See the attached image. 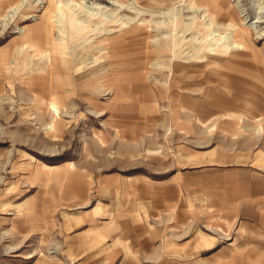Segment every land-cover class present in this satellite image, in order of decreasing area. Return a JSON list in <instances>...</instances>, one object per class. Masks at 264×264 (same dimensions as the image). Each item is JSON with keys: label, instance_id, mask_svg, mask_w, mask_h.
Here are the masks:
<instances>
[{"label": "rangeland", "instance_id": "rangeland-1", "mask_svg": "<svg viewBox=\"0 0 264 264\" xmlns=\"http://www.w3.org/2000/svg\"><path fill=\"white\" fill-rule=\"evenodd\" d=\"M0 264H264V0H0Z\"/></svg>", "mask_w": 264, "mask_h": 264}, {"label": "bare ground", "instance_id": "bare-ground-1", "mask_svg": "<svg viewBox=\"0 0 264 264\" xmlns=\"http://www.w3.org/2000/svg\"><path fill=\"white\" fill-rule=\"evenodd\" d=\"M204 4H206L205 5V7H206V11H207V13L209 14V16L210 17H216V18H220L221 16L223 17V19H226L227 21L228 20H231L232 18H231V15L229 14V13H220V12H218V10H216V8H212L211 7V5L210 4H207L206 3V1H205V3H203V5ZM219 8H220V6H219ZM218 8V9H219ZM221 9V8H220ZM219 13V14H218ZM222 19V18H221ZM230 22H233V23H231L230 24V26L231 27H233V33H234V43L231 45L232 47H235V45L238 47V45L239 44H242V42H243V38H245V36H244V32H246V30L244 29V28H242V26L240 25V22L238 23H234V21L233 20H231ZM110 25H113V26H115V25H120V26H122L121 24H119V21L118 20H115V21H112L111 22V24ZM69 28V27H68ZM150 28V27H149ZM27 31L26 30H21V33H26ZM151 32L152 33H155L154 32V30L151 28ZM24 35V34H23ZM56 35V34H55ZM246 35V34H245ZM154 37V36H153ZM147 39V38H146ZM246 40V39H245ZM154 42V41H153ZM129 45V44H128ZM131 45V44H130ZM144 45V44H143ZM146 45V44H145ZM149 45V44H148ZM55 46V51L53 50V55L54 56H52V55H47V56H45L44 57V61H43V63H41V65H39L38 66V68L36 69V70H34V73L35 72H47V70H51V66L52 65H56L57 63H65V56L64 55H62V58H61V54H60V56H58V58H57V54L56 53H58L59 54V51H60V49H59V44L58 43H56V45H54ZM31 47V46H30ZM125 47V46H124ZM127 47V46H126ZM143 47V46H142ZM148 48V47H147ZM30 49V52H33V54H35V55H33V57L35 56V57H37V56H40V57H42V52H41V49H40V47L38 46V44H33L32 45V47L31 48H29ZM117 49V48H116ZM139 49V48H138ZM142 49V48H141ZM47 52V51H46ZM111 55V54H110ZM116 64V63H115ZM53 70V69H52ZM116 71V70H115ZM65 76V75H64ZM56 84H58V86L59 85H67L68 84V80L64 77H58L57 79H56Z\"/></svg>", "mask_w": 264, "mask_h": 264}]
</instances>
